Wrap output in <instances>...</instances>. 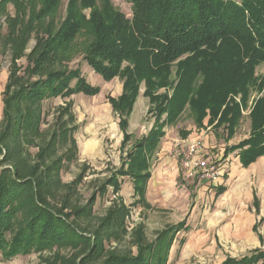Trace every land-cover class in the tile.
Instances as JSON below:
<instances>
[{
  "label": "trees",
  "instance_id": "trees-1",
  "mask_svg": "<svg viewBox=\"0 0 264 264\" xmlns=\"http://www.w3.org/2000/svg\"><path fill=\"white\" fill-rule=\"evenodd\" d=\"M59 1L43 0L37 11L35 0H0V14L7 13L9 6L16 10L15 24L8 34L9 41L16 43L14 63L21 58L32 28L30 20L26 30L17 29L19 22L26 25L23 20L27 7L31 9L30 17L42 19L53 14ZM130 1L133 12L128 19L111 6L98 11L96 0H71L68 16L55 35L53 29H46L48 39L29 55L31 65L26 73L37 76L36 81L31 84L30 76L16 78L14 82L7 80L0 123V257L3 261L52 247L75 250L70 264H165L167 258L163 257L166 248L163 252L159 244L142 245L136 257L106 250V243L114 237L116 222L109 214L100 226L90 223L95 199L86 206H71L69 212L53 204L54 199L62 198L73 185H65L56 162L48 161L54 153L49 149L56 143V134H52L48 143L46 139L42 144L36 143L42 140L39 139L40 107L45 100L100 94V88L86 81L79 69L54 70L61 53L69 48L82 28L79 6L92 9L89 19L83 18L84 23L89 21L92 25L94 35L84 62L107 83L116 78L123 81L121 96L108 97L120 117L124 135L121 148L132 140L127 131L128 118L142 85H145V97L154 107L156 123L161 122L163 115L167 119L146 138L133 143L126 153V165L109 177L102 188L110 187L118 192L119 176H128L135 180L136 189L141 190L150 177L148 158L165 136L164 126L175 122L187 105L200 125L209 118V125L216 123L218 130L224 125L232 130L256 93L250 113V136L226 152L229 155L239 150L244 168L264 156V76L256 73L264 63V0ZM174 67L176 81H172ZM199 82L198 90L194 89ZM37 145L41 153L33 159L29 147ZM177 227L169 228L168 237ZM161 240L164 242L165 238ZM225 264H264V250L256 249Z\"/></svg>",
  "mask_w": 264,
  "mask_h": 264
},
{
  "label": "rangeland",
  "instance_id": "rangeland-1",
  "mask_svg": "<svg viewBox=\"0 0 264 264\" xmlns=\"http://www.w3.org/2000/svg\"><path fill=\"white\" fill-rule=\"evenodd\" d=\"M70 1L60 0L53 14L42 19L30 17L31 9L27 7L23 20L26 25L19 22L17 29L26 30L30 20L32 28L21 58L15 63L16 43L9 41L8 34L15 24L16 10L9 6L7 13L0 14V123L7 80L14 82L16 78L30 76L31 84L36 81L37 76L26 73L31 65L29 55L48 39V29H53L52 35H55L68 16ZM35 2L39 11L43 0ZM96 6L101 12L111 6L128 19L132 17L130 0H96ZM91 12L92 9L78 7L82 28L69 48L61 53L62 58L54 70L79 69L86 81L100 88V94L45 100L39 112V139L42 140L36 143L42 144L43 139L48 143L52 134H56V143L49 149L54 153L48 161L56 162L65 185H73L62 198L54 199L53 204L69 212L71 206H86L95 199L90 223L100 226L109 214L116 222L114 237L106 243V250L136 257L142 245L159 244L162 250L166 248L165 254L164 250L162 252L163 257H167L165 264H225L229 259L248 256L256 249L264 250V175L253 167L244 169L237 158L239 151L230 156L226 152L248 135V113L241 115L243 118L235 125L236 139L230 143L222 135V129H208L207 121L200 125L187 105L175 122L164 126L165 136L148 158L150 177L141 190L136 189L135 180L128 176H119L118 192L110 187L102 188L109 177L126 165V153L133 143L146 138L167 119L163 115L161 122L156 123L154 107L145 97V85H142L128 118L127 131L132 140L121 148L124 135L120 117L108 97L121 96L123 81L116 78L105 82L83 60L94 40L92 25L83 21V18L89 19ZM256 73L264 76V63ZM175 75L174 67L172 81L177 80ZM199 84L194 89L198 90ZM255 97L256 93L249 100V109ZM29 153L33 159L38 157L40 145L29 147ZM172 226L178 227L168 237L166 233ZM75 254L70 247H52L20 254L9 261L0 257V264H70Z\"/></svg>",
  "mask_w": 264,
  "mask_h": 264
},
{
  "label": "crops",
  "instance_id": "crops-1",
  "mask_svg": "<svg viewBox=\"0 0 264 264\" xmlns=\"http://www.w3.org/2000/svg\"><path fill=\"white\" fill-rule=\"evenodd\" d=\"M237 101L239 102V99H237ZM253 105V104H252ZM252 107V106H251ZM251 108L249 109V106H248V108H247V111L245 112V110H242V116L243 115H245L246 113H248V116L250 117V113H251ZM241 116V118H243ZM241 118H240V120H241ZM239 120V121H240ZM205 121H207V126H209L208 127V129H214V130H216V131H219L217 128H215V125H216V123L214 124V125H209V118H207ZM251 125H252V119H251V117H250V125H249V128H248V135L245 137V139H243V140H241L240 142H238V143H234V145H237V144H239V143H241L242 141H244V140H247L248 139V137L250 136V134H251ZM219 129H222V135L224 136L225 135V137H226V140H228L230 143L232 142V141H234V139H236V135H237V132H236V129H235V127L232 129V130H230V129H228V126L227 125H224L223 127H221V128H219ZM215 138H216V136H214ZM234 145L233 146H230L229 145V143H227V146H230V147H234ZM237 151H239V150H237ZM233 154V153H232ZM231 154H229L228 156H230ZM237 158H239L238 156H237ZM241 162V161H240ZM240 165L242 166V164L240 163ZM243 167V166H242ZM254 168L255 170H257L258 171V173L259 174H261V175H264V173L262 172V170H264V156L262 157V158H259V159H257V161L255 162V163H253V164H251L250 166H249V168ZM244 168V167H243ZM249 168H244V169H249Z\"/></svg>",
  "mask_w": 264,
  "mask_h": 264
}]
</instances>
